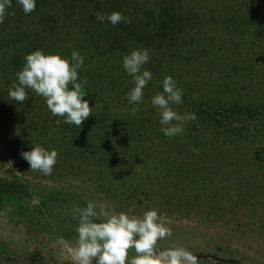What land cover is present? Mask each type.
<instances>
[{
	"label": "rangeland",
	"instance_id": "1",
	"mask_svg": "<svg viewBox=\"0 0 264 264\" xmlns=\"http://www.w3.org/2000/svg\"><path fill=\"white\" fill-rule=\"evenodd\" d=\"M113 11L124 21L97 20ZM138 48L149 50L153 78L133 115L122 58ZM38 49L84 57L93 109L81 126L53 117L31 89L23 103L9 98ZM169 75L184 92L173 109L196 115L174 137L151 104ZM234 104L258 114L229 128ZM32 145L56 149L51 175L22 158ZM0 185L14 187L0 198V264H73V206L86 199L110 214L155 208L172 230L160 250L264 264V0H37L28 15L12 0L0 23Z\"/></svg>",
	"mask_w": 264,
	"mask_h": 264
},
{
	"label": "clouds",
	"instance_id": "2",
	"mask_svg": "<svg viewBox=\"0 0 264 264\" xmlns=\"http://www.w3.org/2000/svg\"><path fill=\"white\" fill-rule=\"evenodd\" d=\"M25 15L36 8L37 0H16ZM12 7V0H0V23L4 22L7 9ZM100 23H109L113 27L123 22L125 17L118 11L108 14L97 12ZM150 60L147 48L131 50L122 58V67L132 78L134 87L125 93L131 113L139 111V104L144 98V89L153 78V73L143 66ZM84 65V57L77 51L70 58L60 54L45 53L35 50L24 57L22 68L16 73L17 83L8 90L9 98L19 103L28 99L26 89L44 98L47 109L53 117H62L64 123L81 126L92 113L89 100L85 99L86 79L79 76V69ZM162 91L151 98L152 106L159 112L160 131L166 137H174L184 131V124L195 120L194 113L181 115L172 105L183 103V89L172 76H165ZM194 151H198L195 150ZM30 169L38 170L48 176L57 163L56 149L48 150L40 145L30 151L21 152ZM134 207V206H133ZM126 212L110 214L107 205L86 199L85 206H73V219L77 220L76 238L72 247L73 264H198L197 256L187 248L173 244L160 250L158 242L172 236V230L162 214L155 208L146 210L141 216ZM65 243L63 237L57 241ZM134 249L135 255L129 256Z\"/></svg>",
	"mask_w": 264,
	"mask_h": 264
},
{
	"label": "trees",
	"instance_id": "3",
	"mask_svg": "<svg viewBox=\"0 0 264 264\" xmlns=\"http://www.w3.org/2000/svg\"><path fill=\"white\" fill-rule=\"evenodd\" d=\"M159 16L160 15L157 16V19L159 18ZM155 22L157 24H162L163 21L155 20ZM227 113H228V117L225 119L224 125L227 124L229 128L234 126V124L236 122L238 123L239 121L241 122V124L247 123L250 119H253L256 114H258L255 110L251 108L243 107L238 104L231 105L230 108L227 110ZM218 123L223 124L221 123V121H218ZM232 130L234 132L237 131L236 129H233V128ZM239 130H242V129L240 128ZM13 190H14V187L0 185V198L7 196L11 192H13Z\"/></svg>",
	"mask_w": 264,
	"mask_h": 264
},
{
	"label": "water",
	"instance_id": "4",
	"mask_svg": "<svg viewBox=\"0 0 264 264\" xmlns=\"http://www.w3.org/2000/svg\"><path fill=\"white\" fill-rule=\"evenodd\" d=\"M196 256H197V259H210L216 263H221V264H232V263L239 264L235 260L221 259V258L213 256V255H196Z\"/></svg>",
	"mask_w": 264,
	"mask_h": 264
}]
</instances>
